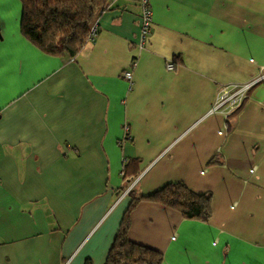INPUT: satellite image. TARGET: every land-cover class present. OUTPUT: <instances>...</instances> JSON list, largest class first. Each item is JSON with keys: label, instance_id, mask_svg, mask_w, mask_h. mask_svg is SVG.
I'll list each match as a JSON object with an SVG mask.
<instances>
[{"label": "crops", "instance_id": "1", "mask_svg": "<svg viewBox=\"0 0 264 264\" xmlns=\"http://www.w3.org/2000/svg\"><path fill=\"white\" fill-rule=\"evenodd\" d=\"M149 2L144 49L137 0H109L69 58L0 0V264H105L126 192L177 182L211 194L210 220L142 201L131 242L162 264H264V0ZM254 81L222 134L218 95Z\"/></svg>", "mask_w": 264, "mask_h": 264}, {"label": "trees", "instance_id": "2", "mask_svg": "<svg viewBox=\"0 0 264 264\" xmlns=\"http://www.w3.org/2000/svg\"><path fill=\"white\" fill-rule=\"evenodd\" d=\"M19 1L22 9L20 21L22 36L47 55L69 58L78 55L91 42L90 30L109 2V0ZM228 120L226 128L229 130ZM129 162L127 161L124 167ZM213 163L215 160L209 162ZM127 195L130 197V203L105 264H162L161 252L128 239L130 213L139 202L162 205L179 213L185 220L207 223L212 216L211 194L194 193L182 182L168 183L147 196H136L132 190L127 192Z\"/></svg>", "mask_w": 264, "mask_h": 264}, {"label": "built area", "instance_id": "3", "mask_svg": "<svg viewBox=\"0 0 264 264\" xmlns=\"http://www.w3.org/2000/svg\"><path fill=\"white\" fill-rule=\"evenodd\" d=\"M137 2L141 10L138 48L144 49L147 46L152 31L153 12L149 0H137ZM96 34H97V25L94 24L90 30V35H89L90 41L94 39ZM166 66L168 71L173 70L174 65L172 62L167 63ZM123 77L126 81H128L131 84L132 73L130 71H126L123 74ZM255 83L256 81L250 82L240 87H235V89H232L231 91H229V89L227 88H224L221 91V93L218 95L213 111L222 114L226 120L230 119L232 116H234L237 113V111L243 105L244 101L248 98V92L254 86ZM123 129L124 132L127 134L129 130L128 126L125 125ZM226 129L227 128L225 127L224 130L222 131V134L226 133L227 131ZM126 162L127 161H125V163Z\"/></svg>", "mask_w": 264, "mask_h": 264}]
</instances>
